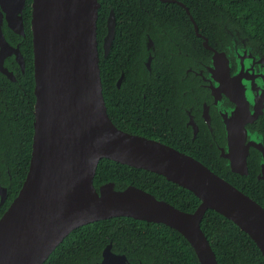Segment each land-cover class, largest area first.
Listing matches in <instances>:
<instances>
[{
  "label": "water",
  "instance_id": "obj_1",
  "mask_svg": "<svg viewBox=\"0 0 264 264\" xmlns=\"http://www.w3.org/2000/svg\"><path fill=\"white\" fill-rule=\"evenodd\" d=\"M25 2L0 0V72L7 77L5 58L24 63L18 46L6 40L3 25L25 36ZM30 6L35 97L32 145L25 179L0 217V264H43L72 230L115 217L164 224L187 240L199 264H218L200 227L207 210L232 221L264 258L262 206L200 161L120 130L108 117L96 37L98 0H31ZM106 27L105 56L115 33L112 11ZM251 56L260 59L264 71V55L257 51ZM263 106L262 102L251 113L241 99L225 121L227 149L222 157L233 172L246 173L250 147L264 159L261 141H247L251 133L245 128ZM103 158L160 175L192 192L199 204L187 213L134 186L118 190L108 182L96 189L93 179ZM7 191L0 184V204ZM107 252L102 264L113 263ZM113 258L124 263L123 257Z\"/></svg>",
  "mask_w": 264,
  "mask_h": 264
},
{
  "label": "trees",
  "instance_id": "obj_2",
  "mask_svg": "<svg viewBox=\"0 0 264 264\" xmlns=\"http://www.w3.org/2000/svg\"><path fill=\"white\" fill-rule=\"evenodd\" d=\"M30 2L31 0H27V4ZM98 3L96 22L98 40L105 32V20L111 10L114 11L116 18V41L121 30L131 33L129 37L123 35L124 39L139 41L140 29L144 28L151 33L155 19L163 25L178 24L188 37L197 40L190 15L199 32L210 40L219 34L218 37H222V29L235 31L241 38L246 39L256 52L264 55V0H170L167 3L160 0H98ZM180 4L189 11V15ZM143 9H148L150 13ZM24 14L26 38L22 44V53L27 65L25 85L23 89L7 81L6 86L0 85L4 87V91H0V111H2L0 119L2 124H9L13 130V137L11 136L10 139L6 136L2 141V146L8 154L5 161L0 162V166L3 163L6 164L10 182H7L8 175L4 173L6 179L4 186L7 187L8 198L0 210V217L21 188L28 170L32 145L35 97L29 6ZM130 26L134 27L130 28ZM7 34L8 39L12 41L18 39L9 30ZM10 44L14 45L12 42ZM113 59L116 60V57L111 53L107 60L100 59L99 63L107 113L118 129L133 133L132 131L136 130L131 128L128 122L125 123L120 119L121 114L127 111L125 98H119L112 93L114 76L109 75L108 68H111L110 61ZM104 82L109 85L107 89ZM2 124L1 128H3ZM252 155H254L253 151L249 157ZM255 158L256 156L254 160ZM196 159L213 173L247 194L264 209V185L251 181L253 182L251 186L241 187L239 184L243 177L233 174L223 166L222 159L213 158L210 161ZM248 164L252 173L256 163L254 161L255 166H253L251 158ZM108 182L114 183L118 190L134 186L147 193L150 192L159 200L169 202L170 205L187 213H192L199 204L198 198L192 192L167 181L160 175L103 158L97 165L93 185L98 189L100 185ZM174 194L177 197L176 200L173 197ZM200 227L218 264H264V258L252 239L219 213L207 210ZM106 237L135 242L134 246L137 247L139 258L146 263L152 260L155 264H169L168 260H171L177 264H199L190 244L176 230L164 224L138 221L130 217L101 220L72 230L43 264H83L86 258L96 255V253H88L87 249L100 248ZM143 248L152 250V259H148L145 253L140 252Z\"/></svg>",
  "mask_w": 264,
  "mask_h": 264
},
{
  "label": "flooded vegetation",
  "instance_id": "obj_3",
  "mask_svg": "<svg viewBox=\"0 0 264 264\" xmlns=\"http://www.w3.org/2000/svg\"><path fill=\"white\" fill-rule=\"evenodd\" d=\"M160 1L167 3L170 0ZM30 5L31 2L27 4L26 0L22 17L24 26V13L27 6L30 9L31 20ZM143 10L150 13L148 9ZM111 11L115 18L114 11ZM185 11L189 15V11L187 12V9ZM107 18L105 32L100 36V40L96 34L99 63L100 59L107 60L111 53L116 57V60L110 61L111 68H108L109 75L114 76L112 93L126 100L127 111L121 114L120 119L125 123L128 122L131 128L136 130L132 131V134L158 141L194 159L207 161L213 158L222 159L223 166L233 174L243 177L239 184L241 187L251 186L253 182L264 185V180L261 178L264 177L262 172L264 159L255 148H249L245 174L233 172L227 164V159L222 157L227 149L225 121L232 117L237 102L241 99L246 100L251 113L262 105V102L264 105V71L261 70L260 59L251 56L256 51L249 42L235 31L223 29L222 37H218L219 34L210 40L199 32L198 27L197 31L195 30L191 19L197 40L188 37L178 24L163 25L155 19L151 33L144 28L140 29L139 41L124 39L123 35L129 37L131 33L122 32L123 30L119 32V38L116 41L115 18L114 39L105 56L103 43L107 33ZM133 27L130 26V28ZM8 30L4 23L3 31L6 40L12 42L14 47L18 46L24 65H20L14 57L5 58L3 67L10 73V77L0 72V85L6 86L7 81L23 89L27 65L22 53V44L26 37L15 34L18 39L12 41L8 39ZM108 86L105 83V89ZM3 89L4 87H0V91H4ZM1 124L0 119V162L5 161L8 154L2 146L3 139L6 136L10 139L13 137V130L9 124L3 123V128ZM245 128L248 133H251V137L247 135V141L252 140L257 143L261 141L264 147V106L257 118L247 123ZM251 151L254 155L249 157ZM251 158L253 166H255L254 161L256 163L252 173L248 164ZM4 173L8 175L7 182H10L5 163L0 166L2 186L6 183ZM151 182L154 181L151 180ZM173 197L177 199L175 194ZM7 198L8 193L5 201L0 204V210ZM134 245H136L135 242L131 243V240L123 241L106 237L100 248L87 249L88 253H96V255L86 258L83 264H102L106 249L114 264H122L119 258L114 260V256L123 257V264H155L152 260L149 263L143 262ZM140 252L145 253L148 259H152L151 249L143 248ZM168 261L169 264H177L171 260ZM113 263L109 262V264Z\"/></svg>",
  "mask_w": 264,
  "mask_h": 264
}]
</instances>
